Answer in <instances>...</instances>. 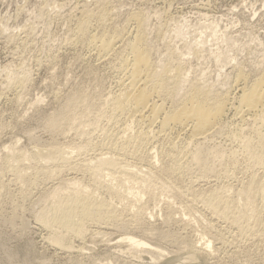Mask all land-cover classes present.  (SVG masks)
Instances as JSON below:
<instances>
[{
    "label": "rangeland",
    "instance_id": "rangeland-1",
    "mask_svg": "<svg viewBox=\"0 0 264 264\" xmlns=\"http://www.w3.org/2000/svg\"><path fill=\"white\" fill-rule=\"evenodd\" d=\"M102 7L107 10L108 15L105 19H100L97 16ZM136 14L143 19H141L139 30H142L144 45H146L153 66L159 69L162 68V65H167L170 70L180 66L182 71L181 79L183 80L177 83V86H174L170 81L172 88H174L172 94L175 96L172 95L171 98L158 101H164L166 110L171 109L182 101L184 93L188 92L193 85L208 91L209 95L211 94L213 97L224 99L227 103L220 123L225 132L222 131L221 135H215L213 140L211 138V141L206 144L209 146L222 145L218 147H223V150L228 147L229 150L238 147L237 143L231 139V135L228 134L229 132L232 134L239 123L241 124L240 119L234 113V107L238 104L237 97L241 91L240 87H250L264 74V0H0V190L3 191H1L2 195L0 194V264H264V246L260 242L242 239V237L236 235L232 239L231 228L223 221H215L210 213L200 207V203H196V201L192 205L194 210L184 208L185 203L188 202L186 198H189L188 193L184 190L188 183L204 186L209 181L193 176V173H191L192 175L184 174L185 176L174 174V176L168 177L171 180L166 178V181L154 180L152 184L155 185L149 183L148 186H144L146 188L143 187L145 192L142 189L138 190L134 186L135 184L131 186V189L130 184L125 186L129 187L130 190L125 188L122 190V187L120 189V186H117V183L114 182L115 192L123 195L121 199H126L127 202V204L124 202L125 209L122 205H117L115 208H121L122 213L124 212L123 215L125 214L127 218V216L132 215L142 207L144 215L140 222L141 225H137L131 216H129L131 220H128L130 227L122 229L123 231L110 224L108 226L98 225L99 227L102 226L101 228L97 225L93 227L94 224H90V226L92 225L89 227L90 230H101L100 232L103 231V234L101 236L87 234L83 238L66 236L65 241L70 243L69 245H73V251L71 249L62 250L59 246L52 245L50 241L44 239L47 238L46 235L49 234V231L34 218V212L41 208L37 197L42 196L45 192L50 193L51 186L54 182H57V179L50 180L45 175L46 173L40 172L38 168L44 167L42 165L45 162L24 159L27 156L22 158L20 155L23 153L28 155L33 148H43L42 145L48 146L49 142L60 144L61 147L70 145L72 148L69 146V150L67 147L64 148L68 151L72 149L70 154L72 163L74 161L78 163L96 154L103 156L107 154V146L110 147L114 140L116 142V139L113 140L115 137L111 136L113 132L115 134V131L112 130L115 127L109 123V126H107L106 121L100 122L98 129L90 126L89 129L85 125V131H87L86 127L89 129L88 132L95 129V132L93 130L92 133H87L88 136L87 134L86 136L85 134L80 136L75 134L76 132L73 134L74 130L68 132V129H65L66 131L51 130L47 127L46 122L51 116L56 115L75 94L86 93L90 99L92 97V100L98 98L97 101L95 99V102L98 103L102 99L104 100V97H107L105 95L119 91L120 87L117 83L120 81L121 73L117 69L116 62L112 59H108V61L107 59H100L89 39L91 35L110 36L114 33H120L124 35V41H126V38L129 39L134 34L132 32L135 31V27H138L131 18ZM121 43H118L119 46L123 44ZM101 95H103V98L100 97ZM92 115L94 114L92 113ZM91 116L89 118H93ZM237 119H239V122ZM103 125L104 127H101ZM241 126L246 127L245 124H241L239 127ZM102 128L106 131L104 132L106 136H103L105 134L102 133ZM178 131L182 132L176 134L174 130L171 135L174 144L176 142V150L186 142L185 137L188 139V136H186L188 131L180 129ZM260 131L261 134H264V128ZM248 133L246 134L249 135L250 133ZM78 135L84 138L85 141L82 138L80 139ZM174 136L178 138L173 139ZM86 139L93 140H89V142ZM80 140L82 144L88 143L92 148L78 152L73 146L75 144L79 145ZM163 142L164 147H168L169 143ZM77 145L75 146L77 147ZM154 147L151 148V151L144 149V152L142 151L140 154L142 158L137 155H129L130 157L127 155L129 158L127 156L124 158L127 161L124 160L126 163V165L124 163L125 170L136 171L137 168L140 170L143 168L141 170L143 173L140 171V174L138 173V177L142 178L148 175L146 170L150 168L149 164L152 163L149 170L157 172L160 165L164 164L165 158L162 155L163 153L159 152L158 146L155 149ZM148 150L150 153H148ZM226 150L224 151H229ZM138 157L141 160L137 159ZM160 159H163V162ZM242 159L241 155H238V161L236 160L235 163L236 169L233 170L235 168L233 167L230 170L228 178L223 174H219L217 181L222 180L218 181L219 183L216 182V184H234L232 186H235L238 179L244 180L246 174L241 169L244 164ZM15 160L18 162L16 163ZM21 160L23 161L22 164H20ZM50 163H46V166H49ZM52 164L49 167H56V163ZM11 165L13 168L24 169H21L23 174H21L22 171L17 172L21 176L24 175L23 179L20 175H17L15 170L13 171ZM27 165L30 167H27ZM64 169L66 170L67 167L62 168L59 175L61 179L76 178L82 182L85 181L83 182L85 184L89 183L88 177L83 176L80 172L78 174L73 170L67 169L65 171ZM239 170L242 173H239ZM14 173L18 176V180ZM25 173L27 174L25 175ZM39 174H42V178ZM27 178L34 180L33 187L35 186V188H31V191H28L31 193L29 195L23 194L25 187L21 184ZM172 180L174 181L172 182ZM190 180L198 183H193ZM166 182L165 185L167 186L164 185ZM168 184L169 186L171 184V188L168 187ZM39 185L40 187H38ZM179 186H182V191L175 188ZM116 187L118 188L116 189ZM188 187H191V185ZM175 189L181 192L175 191ZM113 193H110V196L105 189H99L96 192L98 197L104 196L109 201L113 200L112 203L119 204L120 198ZM139 194H143V196L141 197ZM137 195L139 198L134 200L133 197H137ZM130 209L131 211H129ZM167 212L172 215L168 219L166 218L169 216ZM205 218L206 220H204ZM208 219L218 229L220 228L219 230L223 228L221 230L223 235L228 237L226 244L222 243L221 240L212 241L214 238L211 235L214 234V228L213 230L210 229ZM149 228L153 233L145 231ZM128 231L130 234L144 239L150 246L142 248L143 251L137 253L128 250L127 244L118 242L119 238ZM199 233H203L201 235L204 240H198L201 236ZM207 239H210L211 243L204 252L193 254L183 246V241L185 243L192 241L197 245L199 244L198 246L203 243L202 246H204ZM250 248L251 250H249ZM155 249L158 252L162 250V252L160 251L162 256L161 253L156 251L158 255Z\"/></svg>",
    "mask_w": 264,
    "mask_h": 264
},
{
    "label": "bare ground",
    "instance_id": "bare-ground-1",
    "mask_svg": "<svg viewBox=\"0 0 264 264\" xmlns=\"http://www.w3.org/2000/svg\"><path fill=\"white\" fill-rule=\"evenodd\" d=\"M107 15L108 14H107V10L105 9V7H102L99 10V12L97 13V16L100 19H105ZM131 18H132V21L134 20L133 22H135L138 25V27L137 26L135 27V31L133 30L134 32H132L134 34L132 35V37L130 36L129 39L126 38L127 39L126 41H124L125 40L124 35L120 34V33H114L113 35H110V36L91 35L90 39H89V42H91L92 45L95 47V49L97 51L96 53L98 54V57H100V59H107V61H108V59H112V60H114V62H116V65L118 67V68L117 67L116 68L119 69V71L122 75L121 76L119 73L121 78H120V81H119V79L117 80V82L119 81L117 83V85L119 84V87H120V89L118 88L119 91L116 93L112 92L113 94L110 93V94L105 95L107 97L106 98L104 97V100L102 99L103 95H101L100 97H102L101 99L103 101L101 99L100 100L102 101V103L100 100H99L100 102L96 103L95 102L96 98L94 100H92V97L90 99V97L86 93L75 94L72 99H70L67 103L64 104L63 108H61V110L56 115L51 116L46 122L47 127L51 130L54 129L55 131L56 130L66 131L65 129H68V132H70L69 130H72V131L74 130L73 134L76 132L75 134H79L80 136L81 135L84 136V134H85V136H86L87 133H89L93 130L95 132V129L88 132L90 127L98 129V124L102 121H106L107 126H109L108 125V123H109L113 127H115V129H112L115 131V134L113 132V134L111 133L112 134L111 136L115 137V138H113V140L116 139V142L114 140V142L111 143L110 147H109V145L108 146L105 145L106 143L104 144L105 146L108 147V149H107L108 155L105 154V156H103L101 154L100 155L96 154L95 156H93L91 158L83 160L85 158L84 157L83 159L81 158L83 161H79L78 163H75V161H74V163H75L74 164V163H72L73 161L71 162L72 157L70 155L72 149L70 151H68L70 149V148H68L70 145L68 147H67V145L66 146L64 145L63 147H61L60 144H58V145L55 143L51 144L50 142H49L48 146L45 145L46 147L42 145L43 148L40 147L41 149L40 148H37V149L33 148V150L31 149L32 151H30L31 153H29L28 155H26V153H23L20 155V157H22V158L27 156L24 159H30V160L32 159V161L40 160V162H42V161L45 162V164L42 165L44 167L38 168V169H40V172L42 171V172L46 173L45 175L48 176V178L50 180L51 179H53V180L57 179V182H54V184L51 186V190L49 189L50 193L45 192V194H44L43 192H41V193H43L42 196L37 197V198H39L37 200L40 202L41 208L39 207L40 209L38 211L36 210L37 212H34L35 213L34 218L39 223H41V225H43L45 228H47V230L49 231L48 232L49 234L46 235L47 238H44V239L45 240L47 239L48 241H50V243H52V245L55 244V245L59 246L60 249L62 248V250L63 249H68V250L71 249L73 251V245H69L70 243L65 241L66 236L71 235V236L82 237V238L84 235H87V234H92V236H94V235L101 236L103 234V231L100 232L101 230L95 231V230L89 229V227H91L93 224H94L93 227L95 225L100 226V225L104 224V226H106V225L108 226V224H110L112 226L114 225L116 228H120L121 231H123L122 229L128 228V226H129L128 222L131 220V218L129 216H131L137 225L138 224L141 225L140 222L142 221L141 219L144 215V211H143L142 207L137 209L134 213H132V215L127 216V218L129 217L130 219L129 218L127 219L125 214L123 215L124 212L122 213L123 210L121 211V208L120 209L117 208L121 212L115 208V207H117V205H122L125 209V206H124L125 203L124 202H126L125 201L126 199L122 200L121 198L123 195H120V193L115 192V190H114L115 189V183L114 182L117 183L116 184L117 186H120V189L122 187V190H124V188L127 190H130L131 186H133L134 184H135L134 186H136V188L138 190L139 189L143 190L144 188H146L144 186H148L149 183L151 185L154 182V180L164 181L166 178L169 179L168 177L174 176V174H182V175L189 174L190 175L191 173H193V176H197L198 178H202L203 180L208 179L209 181L206 182L207 185H204V186H200L199 184H195V185L191 184L190 181L193 182V180L188 181V182H190V184L189 183H188V185L186 184L187 187H185V189H184L189 195V198L185 197L186 200L188 199V202L186 201L187 203H185V207L184 206H181V207H184V208L187 207L189 210H191L192 205L196 201V203L197 202L200 203V207H202L203 209L207 210V212L210 213V216L212 218H214L215 221H217V220L223 221L224 224L226 223L227 226H229L231 228L232 235L231 234L230 235H231L232 239H234L233 237L236 235L240 238L242 237V239L256 240L257 242H260L264 246V136H263L264 134H261V131H260L262 128H264V74H262V76H260L251 86L249 85L250 87H243V88L240 87L241 91L237 97L238 104L235 105V107H234L235 111L234 110L233 111L238 116V118L240 119L241 124H245L246 127H242V126L239 127L241 125L239 123V126H237V129L234 130L233 133L231 132L232 134H230V132L228 134V135H231L230 136L231 139L237 143L238 147H235L236 149L233 148L231 150H229V147L225 148V149L229 150L228 152H225L224 151L225 149L224 150L222 149L223 147L219 148L222 145H218L219 147L216 146L215 144H214L215 146L213 144H212L213 146H211V145L209 146L206 143L208 141H211V138L213 140V137L215 135H218L222 131H224L223 130L224 128L220 123V119L224 113L227 102L225 103L224 99L213 97L211 94L209 95L208 91L202 90L199 87L193 85V86H191V89L188 92L184 93V98L181 99L182 100L181 102L179 101L180 103L176 104L171 109L166 110L165 109L166 107L164 106L165 105L164 101L163 102H161V101L164 98H171L172 95H174V94H172L174 88H172L173 86H171V85L173 83L174 86H177V83H179V82H181V80H183V79H181L182 78L181 68H180V66H177V67L170 70L167 65H164V66L162 65V68H159V69L155 68L150 61V58H149L150 56L148 55L147 49L145 47L146 45H144V43H145L143 40L144 37H142V34H141L142 30L141 31L139 30V25H141V21L143 19L137 14ZM121 33H123V32H121ZM118 43H121L122 45L119 46ZM97 54H96V57H97ZM101 61H103V60H101ZM109 62H111V61L109 60ZM239 78H241V77L239 76ZM238 80H240V79H238ZM170 81H172V83ZM97 99H96V101H97ZM160 99H161V101H158ZM104 104L106 105V107ZM92 113L94 114V115H92L93 118H89ZM239 119H237L238 122H239ZM85 125L87 127L90 126L89 129L86 127L87 131L84 130ZM101 127H104V125ZM106 128H108V127H106ZM99 129L101 130V128H99ZM108 129H105V130H108ZM176 129L188 131V135H186V136H188V139L185 137L186 142L183 144V146L181 148H177L178 150L175 149L176 148L175 147L176 142L174 144V141L171 139V137H172L171 135H172V132L174 130L176 131V134L179 132H182V131H178ZM100 130H98V131H100ZM245 130H248L250 134L248 133V131L246 132ZM104 132H106V131H104V129H103L102 133H104ZM109 132H110V130L107 132L108 135H109ZM183 133H185V132H183ZM246 133H248L249 135H247ZM79 135H78V137H80ZM89 135H92V134H89ZM87 136H88V134H87ZM103 136H106V134ZM90 137H92V136H90ZM175 137H177V136H174L173 139H176ZM218 137H220V136H218ZM81 138L82 137H80V139ZM108 138H109V136H108ZM110 139L112 140V138H110ZM82 140H84V138H82ZM89 140H93V139H89ZM89 140H87V141H89ZM163 141H166L169 143L168 147H166V146H165L166 148L164 147ZM214 141H216V140H214ZM94 143H95V141H94ZM75 145H77V144H75ZM75 145L73 146V148L75 147L74 149L78 150V152L83 151V150H88L91 147V146H89L88 143L82 144L81 140L79 142V145H77V147ZM97 146H98V144H97ZM154 146L155 147L158 146V149H160L159 152L163 153L162 155L165 158L164 159L165 162H163V159H160V161L162 160L161 162H163L164 164L163 165L161 164L162 167L160 165V167H159L160 169L157 172L154 170H153L154 172L149 170L151 168L152 163L151 164L148 163L150 166V168H148V170L150 172L148 170H146L147 171L146 174H148V175L143 176V177H146L147 179H145V178L143 179V177L140 178V176L138 177V175L140 174L139 171L141 173H143L141 171L143 168L141 170L137 168L138 172H137V169H136V171L125 170L126 168L124 166V163H125L124 158L127 155L128 156L129 155H134V156L137 155V156L141 157L140 154L142 151L144 152V149L146 151H147V149H149L151 151V148L153 149ZM235 146H236V144H235ZM64 147H67L68 150L65 149ZM155 147H154V149H155ZM149 150H148V153H150ZM81 154H82V152H81ZM238 155L239 156L241 155V157L243 158L242 160H244L243 167L241 168L242 171L243 172L245 171V174H246V176L244 177V180L238 179L237 184H235V186H232L234 184H231V185L229 184L230 186L229 185L216 184V182L221 181L222 180L221 178L223 177L222 176L220 178L221 180L217 181V179H219V178H217L219 176V174H223V175L227 176V178H228V176L230 174V170L233 167H235V168H233V170L236 169L235 163H236ZM14 156H15V154H14ZM157 156H158V154H157ZM20 157H19V159H20ZM140 157H138L137 159L141 160L142 157L141 158ZM15 162H16V160H15ZM22 162L23 161L21 160L20 164H22ZM48 162L49 163L51 162L50 164L56 163L55 164L56 167L51 168V167H49L50 164H49V166L48 165L46 166V163H48ZM145 162L147 163L148 161H145ZM141 163H143V162H141ZM125 165H126V163H125ZM28 166L29 165H27V167ZM63 167L64 168L67 167V169H69V170H73L75 172H78V174L80 172L83 176L84 175L87 176L89 179V183L85 184V183H83L85 181L82 182L80 179H76V178H71V179H67V180L66 179L64 180V178L61 179L59 175L62 172ZM11 168H13L12 165H11ZM21 169H23V168H21ZM21 169H19L18 167H14L13 171L15 170L16 173L19 171L20 172L22 171L21 174H23L24 169L23 170H21ZM67 169L66 170L64 169V170L67 171ZM27 170H28V168H27ZM240 170H239V173H242V172H240ZM32 171H33V169H32ZM37 171H39V170H37ZM144 172H145V170H144ZM234 172H236V171H234ZM21 174L17 173V175H20V177H22V179H23L24 175L21 176ZM26 174L27 173H25V175ZM17 175H16V179L18 180L19 178ZM35 175H37V174H35ZM189 175H188V177H189ZM233 175H231V176H233ZM233 177H235V176H233ZM24 178H26V177H24ZM41 178H42V176H41ZM198 178H197V180L200 182V180ZM202 179H201V181H203ZM241 179H243V178L241 177ZM169 180H171V178ZM33 181L34 180H31V179L29 180L28 178H27V180L22 181L21 184H23V187H25L24 191H23L24 193L22 192L23 194H25V195L31 194L28 191H31V188L34 185ZM42 181H44V180H42ZM112 181H113V183H112ZM173 181L174 180H172V182ZM0 182H1V179H0ZM167 182L164 183V185L167 184ZM203 182H205V181H203ZM193 183H198V182L196 181ZM202 183H201V185H202ZM129 184H130V189H129V187H125V186H128ZM183 184H185V183H183ZM221 184H222V182H221ZM152 185H155V184H152ZM172 185H173V183H172ZM186 185H184V186H186ZM189 185H191V187H188ZM156 186H158V185H156ZM165 186H167V185H165ZM175 186H177V185H175ZM38 187H40V185ZM168 187L171 188V184H170V186L168 184ZM1 188H3V187H1ZM21 188H22V186H21ZM33 188H35V186ZM117 188L118 187H116V189ZM133 188H132V190H133ZM149 188H147V189H149ZM175 188H178L179 190L182 191V189H181L182 186L175 187ZM99 189H105L106 192H109V194L110 193L112 194L114 192L113 194L114 195L116 194L117 197L120 198L119 204L112 203L111 201H113V200L109 201V200L105 199L104 196H103L104 198L98 197L96 192ZM32 190H35V189H32ZM127 190H125V191H127ZM179 190L175 189V191L181 192ZM1 191L2 190H0V194H1ZM101 191H103V190H101ZM19 192H20V190H19ZM122 193H124V192H122ZM146 193L148 194V192H146ZM23 194H21V195L23 196ZM111 194H110V196H111ZM139 195H141V194H139ZM142 196H143V194L141 195V197ZM151 196H152V194H151ZM26 198H28V197H26ZM133 198H135L134 200H136V198H139V197L137 195V197H133ZM150 198H152V197H150ZM174 198H175V196H174ZM179 198H182V197H179ZM8 199H9V197H8ZM141 199H143V198H141ZM168 203H167V205H168ZM126 204H127V202H126ZM181 204H184V203H181ZM37 205H39V204H37ZM167 205H166V207H167ZM34 206H35V204H34ZM140 206H141V204H140ZM126 207H127V205H126ZM196 207H197V205H196ZM35 209H36V207H35ZM129 211H131V209ZM197 212H199V211H197ZM127 215H128V212H127ZM168 215L169 216L166 217L167 219L170 218V216H172L169 213H168ZM199 215H201V214H199ZM171 219H172V217H171ZM204 220H206V218ZM131 223H133V222H131ZM90 224H92V225L90 226ZM214 225L215 224L211 221L208 225L210 227V229L213 230V228H214V232L212 231L214 234L211 235L212 238H214V240L212 239V241L214 242L217 240H219V241L221 240L222 243L226 244V241L228 242V237L223 235V231H221L223 228L221 230H219L220 228L218 229L216 227V225L215 226ZM202 226H203V224H202ZM101 227H99V228H101ZM132 230H133V228H132ZM204 230H205V228H204ZM145 231H148V233H153L150 228L146 229ZM201 234L203 235V233H201ZM200 235H198V236H200ZM202 235L198 239L199 241L204 238ZM209 238H211V237L209 236ZM232 239H231V243H232ZM119 241L127 244V246H128L127 249L131 250L132 252H135V253H137L139 251H143L142 248H144V247L147 248L150 246L144 239L138 238V237L130 234L129 231H128V233H124V235L119 238L118 242ZM236 241H234V242H236ZM183 242H184L183 246L186 249L190 250L191 253L195 254L197 252H204V250L206 251V249L209 247V245L211 243V240L207 239L206 243H204L205 244L204 246H202L203 243L201 246H198L199 244L197 245L195 242H192V241H188V242L186 241L187 243H185V241H183ZM252 243H254V242H252ZM262 245H260V246H262ZM152 249L154 250V248H152ZM237 250H239V249H237ZM249 250H251V248ZM156 251L157 250L155 249V252ZM160 251L162 252V250H159V252L158 251L157 252L161 253ZM161 256H162V253H161ZM189 256L191 257V255H189ZM192 257H193V255H192Z\"/></svg>",
    "mask_w": 264,
    "mask_h": 264
}]
</instances>
